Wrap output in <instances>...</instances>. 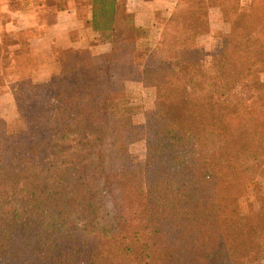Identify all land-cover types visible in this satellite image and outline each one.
Instances as JSON below:
<instances>
[{"label":"trees","instance_id":"trees-1","mask_svg":"<svg viewBox=\"0 0 264 264\" xmlns=\"http://www.w3.org/2000/svg\"><path fill=\"white\" fill-rule=\"evenodd\" d=\"M240 1L177 0L144 57L155 101L141 126L123 102L142 45L127 0H91L109 50L60 48L44 81L26 37L4 38L0 62L34 124L0 116V264H264V0ZM211 8L229 31L207 53L195 39Z\"/></svg>","mask_w":264,"mask_h":264},{"label":"crops","instance_id":"crops-1","mask_svg":"<svg viewBox=\"0 0 264 264\" xmlns=\"http://www.w3.org/2000/svg\"><path fill=\"white\" fill-rule=\"evenodd\" d=\"M177 0H127V10L136 25L153 26L157 13L169 16ZM212 11L220 12L218 8ZM91 0H0V54L7 46L4 38L24 35L29 56L36 62L35 81H44L59 71L56 52L60 48L105 52L110 48L109 32L93 31ZM18 47V43L11 45ZM10 46V47H11ZM103 51H97L99 49ZM1 63V62H0ZM11 73L14 65H11ZM0 64V76L2 75ZM3 88H10L5 85ZM1 88V87H0Z\"/></svg>","mask_w":264,"mask_h":264},{"label":"rangeland","instance_id":"rangeland-1","mask_svg":"<svg viewBox=\"0 0 264 264\" xmlns=\"http://www.w3.org/2000/svg\"><path fill=\"white\" fill-rule=\"evenodd\" d=\"M251 1L252 0H241V7L245 10L249 9ZM176 7L177 6L175 5L174 9ZM174 9L172 11H174ZM210 10H212V8ZM210 10L208 31L195 39V43L199 46V48L207 53H212L218 50L222 45L225 34L229 31V24L224 21L222 13L216 11H212L210 13ZM169 16L157 13L153 26L142 27L137 31L139 42L142 43V45L135 53L136 61L133 65L132 78L125 83L126 98H124L123 102L126 104V111L140 126L143 125L145 121V115L151 110L155 101L154 89L144 86L141 82L140 72L142 69V64L147 50L153 48L159 41L163 26ZM109 35L111 36V34ZM97 51H103V49L101 48ZM94 53L97 54V52ZM0 64L2 66V75L0 76V116L6 123L10 124L15 119L17 113L20 112L26 123L33 125V117L28 109L25 108L24 103L20 100L14 99L11 88H3L6 87L5 85L7 84L11 85L17 80V78L20 77H17L16 74L13 76L14 74H12L10 71V64ZM259 77L262 81H264V72H261ZM143 138L144 130L142 128L131 131L127 137L128 142H130L128 148L130 157L136 166H141L144 161L145 147ZM259 181L262 191L264 192V172L262 177H259ZM243 201H246V203H243L242 205L243 209L247 210L248 207L252 212L257 210L260 202L259 193L252 190V185L248 186L246 198Z\"/></svg>","mask_w":264,"mask_h":264}]
</instances>
